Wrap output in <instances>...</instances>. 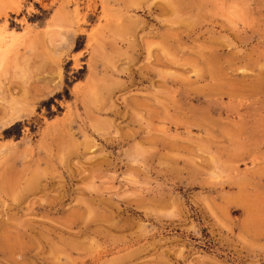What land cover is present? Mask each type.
Masks as SVG:
<instances>
[{
  "label": "rangeland",
  "instance_id": "374dc122",
  "mask_svg": "<svg viewBox=\"0 0 264 264\" xmlns=\"http://www.w3.org/2000/svg\"><path fill=\"white\" fill-rule=\"evenodd\" d=\"M0 264H264V0H0Z\"/></svg>",
  "mask_w": 264,
  "mask_h": 264
}]
</instances>
